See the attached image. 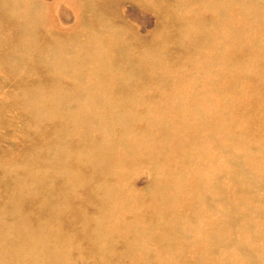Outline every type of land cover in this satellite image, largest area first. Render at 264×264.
<instances>
[{"label": "rangeland", "instance_id": "rangeland-1", "mask_svg": "<svg viewBox=\"0 0 264 264\" xmlns=\"http://www.w3.org/2000/svg\"><path fill=\"white\" fill-rule=\"evenodd\" d=\"M0 264H264V0H0Z\"/></svg>", "mask_w": 264, "mask_h": 264}, {"label": "bare ground", "instance_id": "bare-ground-1", "mask_svg": "<svg viewBox=\"0 0 264 264\" xmlns=\"http://www.w3.org/2000/svg\"><path fill=\"white\" fill-rule=\"evenodd\" d=\"M210 95V94H209Z\"/></svg>", "mask_w": 264, "mask_h": 264}]
</instances>
